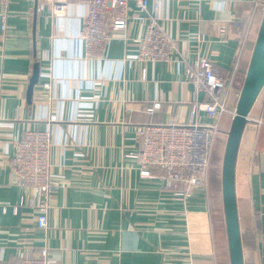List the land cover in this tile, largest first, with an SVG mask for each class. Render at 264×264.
Here are the masks:
<instances>
[{
  "label": "crops",
  "instance_id": "obj_1",
  "mask_svg": "<svg viewBox=\"0 0 264 264\" xmlns=\"http://www.w3.org/2000/svg\"><path fill=\"white\" fill-rule=\"evenodd\" d=\"M10 10L8 29L0 30V261L17 262L47 238L52 264H231L223 166L180 200L160 179L142 177L132 154L139 150L138 125L191 118L195 87L186 71L205 56L227 82V110L217 129L221 156L240 94L236 80L250 66L264 0H160L177 42L169 62L135 59L134 40L147 28L135 11L127 29L89 57L80 36L85 4L70 3L62 16L39 11L30 0H13ZM199 117L213 122L203 111ZM29 129L52 136L57 189L48 231L38 227L34 209L13 211L37 194L16 185L9 166L14 141ZM236 193L244 264H264V87L241 139Z\"/></svg>",
  "mask_w": 264,
  "mask_h": 264
},
{
  "label": "built area",
  "instance_id": "obj_2",
  "mask_svg": "<svg viewBox=\"0 0 264 264\" xmlns=\"http://www.w3.org/2000/svg\"><path fill=\"white\" fill-rule=\"evenodd\" d=\"M13 0H0V30L8 29ZM39 11L48 10L51 16H62L72 2L86 5L80 36L85 43L86 55L96 56L117 31L126 30L132 11L147 20L146 32L135 38V59L142 62L174 61L177 42L168 33L159 12L160 0H30ZM219 34L225 37L227 30L221 27ZM186 78L194 84L191 118L186 122L148 123L138 125L139 150L132 154L138 158L142 177L158 178L162 189H174L176 198L190 197L192 189L205 186L213 152L215 132L222 114L227 110L224 90L226 80L219 76L211 60L198 56L187 67ZM46 87L49 88L48 84ZM202 92L204 99L198 98ZM204 112L213 122L201 121ZM152 112V111H150ZM52 136L48 130L29 129L14 141L9 166L14 183L37 194L22 199L13 206L18 213L24 206L36 211L39 228H50L49 215L52 207L51 195L57 185L51 181ZM8 205H2L6 212ZM35 251L24 253L14 263L0 264H52L48 239H43ZM1 251V250H0Z\"/></svg>",
  "mask_w": 264,
  "mask_h": 264
},
{
  "label": "water",
  "instance_id": "obj_3",
  "mask_svg": "<svg viewBox=\"0 0 264 264\" xmlns=\"http://www.w3.org/2000/svg\"><path fill=\"white\" fill-rule=\"evenodd\" d=\"M38 79L39 68L36 66L30 78L29 91H33L34 85ZM236 81L240 86V94L228 132L223 156L222 194L230 263L244 264L236 193V164L241 139L249 120L250 112L264 87V14L248 71L245 76H240Z\"/></svg>",
  "mask_w": 264,
  "mask_h": 264
},
{
  "label": "rangeland",
  "instance_id": "obj_4",
  "mask_svg": "<svg viewBox=\"0 0 264 264\" xmlns=\"http://www.w3.org/2000/svg\"><path fill=\"white\" fill-rule=\"evenodd\" d=\"M217 133H218V131L216 130L215 136H214V142H213L212 157H211V161H210V165H209V169H208L209 180H210L212 172H214L216 170V168L220 166V164L223 166V156H224L225 150H223V153L221 154V156L218 155L217 150L220 149V145H218V142H217L218 141V137H217L218 134Z\"/></svg>",
  "mask_w": 264,
  "mask_h": 264
}]
</instances>
